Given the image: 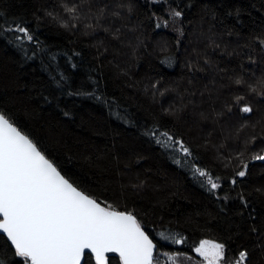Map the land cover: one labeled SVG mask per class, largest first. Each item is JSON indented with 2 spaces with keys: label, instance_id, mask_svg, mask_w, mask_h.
<instances>
[{
  "label": "trees",
  "instance_id": "obj_1",
  "mask_svg": "<svg viewBox=\"0 0 264 264\" xmlns=\"http://www.w3.org/2000/svg\"><path fill=\"white\" fill-rule=\"evenodd\" d=\"M57 2L0 0V26L22 20L35 35L20 48L0 31V111L81 191L133 213L155 253L190 257L208 240L226 245L227 260L247 250L246 264H264L251 231L264 244V161L251 159L264 154V0H95L79 30L45 15L67 19ZM60 75L67 87H56ZM156 130L192 156L162 147ZM196 162L220 177L215 192L193 177ZM245 162L247 175L235 176ZM0 260L20 264L3 239ZM83 264H95L91 254Z\"/></svg>",
  "mask_w": 264,
  "mask_h": 264
},
{
  "label": "snow or ice",
  "instance_id": "obj_2",
  "mask_svg": "<svg viewBox=\"0 0 264 264\" xmlns=\"http://www.w3.org/2000/svg\"><path fill=\"white\" fill-rule=\"evenodd\" d=\"M94 2L58 0L53 7L61 8L67 19L59 14L53 15V12L45 15L63 20L61 26L65 29L79 30L85 19L91 20L92 16L84 9L90 10ZM99 13L102 17L104 8H100ZM3 15L0 13V17ZM171 15L180 18L183 13L174 10ZM83 26L85 29L94 27L91 23ZM0 31L14 33V40L20 48L35 42L34 32L22 20H14L6 29L0 26ZM260 45L264 47V39L260 40ZM65 80V76H58L56 87H67ZM236 83L241 84L242 81L236 80ZM258 84L264 87V80ZM152 88L156 89V84ZM76 94L79 95V91ZM259 95L264 96V91ZM242 101L243 97H237L234 103L239 105ZM228 111H232L231 107ZM239 111L250 114L253 109L245 104ZM152 135L162 147L172 148L185 158L192 156L191 149L173 134L156 130ZM251 159L264 161V154ZM197 163L191 165L193 177L206 185L210 192H215L220 188V177L197 166ZM248 163L245 162L243 170L238 168L234 175L245 177ZM232 183H236L235 179ZM251 231L257 235V246L264 248L259 230L253 227ZM160 235L173 244L185 243L183 238ZM0 239L4 240L13 256L19 258L20 264H83L86 251L95 257V264H108V253H117L119 264H154L157 247L133 213L117 211L111 205L102 206L97 199L81 191L61 173L39 143L4 111H0ZM193 250L207 264H222L227 248L223 243L201 240ZM184 255L178 252L168 255L167 259L177 264L176 257ZM247 257V250H241L236 264H246ZM0 264L6 262L0 260Z\"/></svg>",
  "mask_w": 264,
  "mask_h": 264
},
{
  "label": "rangeland",
  "instance_id": "obj_3",
  "mask_svg": "<svg viewBox=\"0 0 264 264\" xmlns=\"http://www.w3.org/2000/svg\"><path fill=\"white\" fill-rule=\"evenodd\" d=\"M156 1V0H154ZM208 241V240H207ZM214 242V241H212ZM199 246V244L197 245V247ZM155 255V260H154V264H172L171 261H169L167 259L168 255L174 254V253H154ZM177 260V264H207L206 261L203 260L202 257L199 256L198 253L193 252V255L186 256L184 255L183 257H176ZM236 264V260L235 261H230L224 258V260L222 261V264Z\"/></svg>",
  "mask_w": 264,
  "mask_h": 264
},
{
  "label": "water",
  "instance_id": "obj_4",
  "mask_svg": "<svg viewBox=\"0 0 264 264\" xmlns=\"http://www.w3.org/2000/svg\"><path fill=\"white\" fill-rule=\"evenodd\" d=\"M102 206H104V205H102ZM120 211V210H119ZM145 230V229H144ZM151 238V237H150ZM155 244H156V242H154ZM156 250H157V247H156ZM88 252L86 251V254H87ZM90 254V253H89ZM110 254H114V255H116L118 258H119V256H118V254L117 253H108V254H106L107 256H109ZM92 255V254H91ZM92 257H93V260H94V262H95V257L92 255Z\"/></svg>",
  "mask_w": 264,
  "mask_h": 264
}]
</instances>
